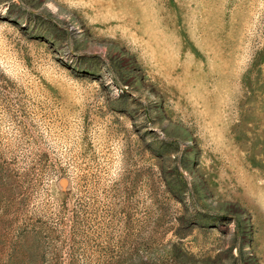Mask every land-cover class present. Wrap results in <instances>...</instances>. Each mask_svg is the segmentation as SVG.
<instances>
[{
    "label": "rangeland",
    "instance_id": "374dc122",
    "mask_svg": "<svg viewBox=\"0 0 264 264\" xmlns=\"http://www.w3.org/2000/svg\"><path fill=\"white\" fill-rule=\"evenodd\" d=\"M0 264H264V0H0Z\"/></svg>",
    "mask_w": 264,
    "mask_h": 264
}]
</instances>
